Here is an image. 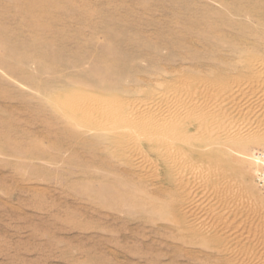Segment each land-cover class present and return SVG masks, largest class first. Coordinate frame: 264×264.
<instances>
[{
	"label": "rangeland",
	"instance_id": "1",
	"mask_svg": "<svg viewBox=\"0 0 264 264\" xmlns=\"http://www.w3.org/2000/svg\"><path fill=\"white\" fill-rule=\"evenodd\" d=\"M259 150L264 0H0V264H264Z\"/></svg>",
	"mask_w": 264,
	"mask_h": 264
},
{
	"label": "built area",
	"instance_id": "2",
	"mask_svg": "<svg viewBox=\"0 0 264 264\" xmlns=\"http://www.w3.org/2000/svg\"><path fill=\"white\" fill-rule=\"evenodd\" d=\"M255 159L262 163V167L256 172L257 184L264 190V150L256 152Z\"/></svg>",
	"mask_w": 264,
	"mask_h": 264
},
{
	"label": "bare ground",
	"instance_id": "3",
	"mask_svg": "<svg viewBox=\"0 0 264 264\" xmlns=\"http://www.w3.org/2000/svg\"><path fill=\"white\" fill-rule=\"evenodd\" d=\"M147 107H148L149 109H152V108L154 107V105L151 104V105H148Z\"/></svg>",
	"mask_w": 264,
	"mask_h": 264
}]
</instances>
